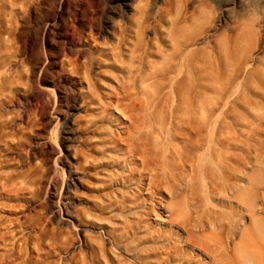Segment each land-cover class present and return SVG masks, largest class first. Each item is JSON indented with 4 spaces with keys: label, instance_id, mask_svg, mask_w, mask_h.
<instances>
[{
    "label": "rangeland",
    "instance_id": "374dc122",
    "mask_svg": "<svg viewBox=\"0 0 264 264\" xmlns=\"http://www.w3.org/2000/svg\"><path fill=\"white\" fill-rule=\"evenodd\" d=\"M97 2L82 0L80 21L74 27L66 25L59 29L62 36L60 48H56L60 50L58 57L64 59L63 73L66 77L77 82L80 92L76 93V97L82 105L78 112L73 111L68 115L69 125L74 129L80 123L88 127L76 132V139L68 143L67 148L62 144L63 118L54 111L58 105V92L42 83L40 69L35 76L32 74V62L29 60L32 51L40 49L46 55L55 50L50 44L53 37L45 36L39 29V26L44 27L49 13L42 9L33 15L27 32L24 31V35L18 39L13 36L11 45L5 46L2 40L7 35L2 32L3 19H6L4 13L8 6L0 7V116L3 114L5 120H0V155L6 150L5 143L30 145L37 147L36 152L40 153V150L43 155H50L49 180L45 181L42 198L50 209H54L53 226L63 232V243L64 239H69V243L64 247L61 236L57 238L59 241L55 239L58 243L54 246L61 243L58 246L60 255L57 259L48 260L57 261V264H80L69 255L74 251L75 255L82 253V258L89 261L90 252L85 238L92 236L107 242L106 250L109 253L121 255L127 261L130 255L137 253L157 261L156 255L161 257L167 246H170L171 252L163 264H206L209 258L199 245L205 241L201 236L209 231L211 235H222L229 245L233 242L238 246L248 243L250 250L255 249L264 257V238L253 227L237 195L242 188L244 190L247 187L252 170L256 168L252 160L256 155L260 156L259 153L263 155V148L260 150V146H256L259 143L248 141L246 123L237 125L231 119L234 118L231 102L238 91H247L246 83L243 82L247 81L246 71L241 72L245 74L243 77L240 73L233 75L230 58L235 61L240 54L226 43L228 38L234 37L235 18L245 11H249L248 18H255V26H258L255 27L256 33L259 30L257 35L264 38V0H134L132 7L120 14L123 17L120 22L123 29L119 40L108 38L109 44L122 42L121 53L126 63L123 79L106 70L92 74L91 78L83 75V65L87 62L84 50L90 45L95 33L92 16L100 11ZM62 4L63 0H58L56 9H60ZM104 4L108 9L115 5L114 0H104ZM74 5L75 2L70 0L69 14ZM216 17H220L217 24L214 23ZM182 21L192 31L200 30L202 35L210 30L195 49L208 54L209 64L205 68L213 61L219 73L215 92H220V99L209 95L205 103L190 115H186L184 107L175 101L173 84L180 76L176 79L168 77L170 59L173 57L171 36L174 26ZM36 27L39 36L35 38L33 34ZM246 46L249 47L248 41ZM257 53L258 57H264V50ZM7 61L13 63L10 72L7 71ZM151 65L158 79L157 83L155 81L157 118L152 155L144 144L139 151L132 146L128 150L129 145L100 149L103 138L98 140L102 135L123 137L131 122H135L143 111L144 97L141 93H145ZM181 71L180 66L178 72ZM236 77L241 78L240 82ZM243 83L245 88L239 89ZM48 97L52 102L49 107L52 121L46 140L52 143L53 149H44L41 144L44 138H37L36 135L42 121L39 103ZM97 131H102V135ZM139 131L144 132L145 129L140 128ZM10 139H16V142L12 143ZM90 140L92 144L88 143ZM87 143L91 148L99 146L97 149L96 146L93 149L89 147V159L91 157L90 160H94L93 163L89 161L90 164L82 156H75L77 149L87 152ZM67 154L70 155L68 158L65 156ZM23 155L28 164L20 172L39 169L41 159L32 157L29 149ZM9 171L3 169L0 173L6 175ZM74 176L79 181H74L75 188L70 185L67 191L65 186ZM123 196L130 202H124ZM65 211L77 217V220L68 221V217L63 215ZM84 212L91 215L88 217L90 220L78 216ZM0 215L12 217L4 212H0ZM125 221L128 222L126 225ZM108 223H113L115 227L119 224L121 227H134L130 233L132 244L130 247L128 245L129 250L126 251L129 256L123 253L124 245H114L109 241ZM178 223L183 224L184 229ZM214 228L219 229L212 231ZM247 228L256 238L252 237V244L248 235L243 239ZM191 232L195 237L191 236Z\"/></svg>",
    "mask_w": 264,
    "mask_h": 264
},
{
    "label": "bare ground",
    "instance_id": "6f19581e",
    "mask_svg": "<svg viewBox=\"0 0 264 264\" xmlns=\"http://www.w3.org/2000/svg\"><path fill=\"white\" fill-rule=\"evenodd\" d=\"M57 1L58 0H0V7L1 5L4 7L8 6L7 11L4 13L5 15L3 14L6 16V19H3L4 25L2 32V34L7 35V37L2 41L5 46L8 44L11 45L10 43L12 42L13 36L14 38L16 37L15 39H18V37L22 36L24 31L27 32L26 29L29 28L30 20L33 15L38 14L42 9L49 13L44 27L39 26V29L43 31L45 36L53 37L50 44L55 50L53 52L49 51L46 55H43L40 49L39 51H32L29 54V60L32 62L30 63L32 66V74L35 76L36 71L40 69L42 73V76H40L42 83L46 86L53 87L54 89L52 90L58 92V105L54 111L58 117L63 118L64 124H62L64 125V131H62V144L67 148L68 143L71 141L74 142L73 139H76L74 137L75 133L83 131L88 127L86 124L80 123L77 125L76 129H74L69 125L70 121L68 120V115L73 111L78 112L79 108L82 106L80 101H78V97H76V93L78 91L80 92V90L78 89L77 82L70 81L63 73L65 66L64 59H59L58 53L60 50L58 51L56 48H58L61 43L60 37L62 35L59 29L66 25L74 27L76 26L75 24L80 21L82 0H72L75 2V5L71 14L68 12L70 0H63L61 8L58 10L55 6ZM97 1L100 11L92 16L95 33L91 38L92 41L90 45L84 50V58L87 62L85 66L83 65V75L84 77H90L92 74L98 73V71L101 73L106 70L107 73L110 72V74H112L113 72L117 78L123 79L126 63L121 53L122 42H113L109 44L108 38L114 37L115 41L119 40L123 29V25L120 24L123 17L120 14H122L125 9L132 7L134 0H114L115 5L110 9L106 7L107 5L104 4V0ZM248 14L249 11H245L239 17L235 18L236 22L234 23H236V26L234 27V37L228 38L226 41V43L231 44L240 54L235 61L229 57L231 61L230 66L234 70L233 75L240 73V75H242L241 77H243L245 74L243 75L241 72L246 71L245 80L247 81H243L246 83V88L244 83L242 86L239 85V89L244 86L247 91L245 92L244 89H241L243 91H240V93L238 91L235 100L231 102V107H233L232 112L234 114V118L232 117L231 119H233L234 124L237 125L246 123L247 132L249 133L248 141H252L254 144L259 143V145L256 146H260L258 147L260 150L261 147L263 148V151L261 150L263 155L259 153L260 150H258L257 153H259L260 156L256 155L252 160L256 168L252 170V175L248 180L247 187L244 188V190L242 188L237 195L241 202V207L249 217L253 227L259 233L260 237L264 238V57H258L257 53L260 50H264V38L261 39L260 37L262 36L257 35L259 30L257 28L258 31L256 33L255 27L258 26H255V24H257L254 21L255 18H248ZM1 15L2 14H0V16ZM116 17H118V20H115ZM214 20V23L217 24L220 22V17H216ZM253 21L254 24H252ZM37 28L38 27H36L35 31L33 30V37L35 38L39 36V29ZM189 29L185 21L174 26V31L171 36L173 57L170 59L168 71V77L171 79L180 76L174 82L173 86L175 88H173V90L176 95V103L184 107L183 110L186 115H190L203 105L209 95H212L213 98L218 97L220 99L218 95L220 92H215L216 86L219 83L218 66L211 61V65L205 68L209 64V61H207L208 54L204 51L199 53L195 49L198 43L205 40L210 30L204 32L202 35L200 30L192 31L190 29L189 31ZM54 37L58 39L54 40ZM100 41H102V43H100ZM247 41L249 47L246 46ZM243 44L245 46H243ZM243 47L246 48L244 49ZM33 57L35 61L34 59L31 60ZM180 66L182 67V71L178 72ZM153 67V65L149 67L148 83L146 84L145 93H141L142 97H144L143 111L138 114L135 122H131L130 127L125 130V135L123 137L114 136L110 138L109 134L102 135V131H97L102 135V137H100L101 139L99 138L100 140L98 141H101L103 138L99 145L100 149L101 147L105 149L107 146L118 148L120 145L125 147L129 145L128 150H130V146H132L135 150L139 151L142 147L141 145L144 144L145 147L148 148L150 155H152L155 144V126L157 118L155 88L158 80L156 79ZM12 68V61H7V71H12ZM85 79L86 78H84V80ZM238 79L237 81L240 82L241 78ZM49 97L46 100H44L45 98L42 99L39 103L41 104L42 121L39 132L37 134L35 133L37 138H44V141H41L44 149L49 147L53 149L52 143L50 144V142L46 140L49 126L52 121H50L49 117V107L52 104ZM81 99L86 100L85 97H81ZM2 116L3 114L0 116V120L3 119ZM5 126H8V122L5 123ZM100 127L98 128L100 129ZM140 128H144L145 131H139ZM105 139L107 142H104ZM13 141L16 142V139ZM88 143H91V140ZM88 143L85 146L87 152L85 153L77 149L75 150V156H82L84 161L90 164L89 161H91V157L89 159L88 152L95 148L96 145L91 148V145ZM38 144L39 143H37V145ZM99 146H96V149ZM4 147H6V150L2 156L0 155V170L9 169L10 171L9 173L7 172L8 174L6 175L0 173V200L5 201L4 203L0 202V212L7 213L12 217L6 218L0 215V264H57L56 260V262H54L48 259H57V256L60 255L58 246H61V243L60 245L58 244V246H54V244L56 245L58 243L59 239L57 238L60 237L63 232L53 226L52 214L54 213V209H50L47 201L42 198L45 181L49 180L50 155L47 153V155H43L40 150H38L40 152L38 153L36 152L37 147H30V145H13L5 143ZM27 149H29L32 157L41 159V165L39 169L35 168L34 171L31 170L28 173L25 171L20 172V169L28 164L27 158L23 155V152L27 151ZM255 150H257V148ZM65 156L68 158L70 155L67 154ZM91 162L93 163L94 160ZM29 166L31 165L29 164ZM74 181L78 182L79 178L75 176L70 178V181L65 186L67 191L70 185L75 184ZM108 199L110 200V198ZM122 199L124 202H130L127 197L124 198L123 196ZM87 212L78 216L82 219H84V217L88 218L91 215ZM63 215L68 217L66 219L70 222H72V220H77V217L75 218L69 212L65 211ZM127 221H125L124 225L128 223ZM179 224L180 223H178V226L184 229L183 224ZM109 225L110 223L107 224V226ZM115 226L112 223L109 227V241L114 245H124L123 253L126 255V251L128 252L129 250L128 245L130 247L132 244L133 237L130 236V233L134 227H121L120 224L119 226L117 225V227L120 228ZM218 229L219 228H214L212 231H218ZM188 234L190 235V233ZM246 235L249 236V241L252 244V237L254 236L251 235L248 228L244 231L243 239H245ZM191 236L195 237L193 232H191ZM201 237H204L205 241L199 246L202 248L206 257L209 258L206 264H264V257L257 250H250L251 248L248 243L242 246L239 245L241 247V249H239L240 247L238 244L236 245L233 242L229 245L222 235H211V231L203 234ZM61 238L62 240H60L63 243L64 237L61 236ZM55 239L58 240L57 243ZM254 239L256 238L254 237ZM68 243L69 239H64V247H66ZM85 243L87 244L86 246L89 247V261L88 259L82 258V253L78 256L75 255L74 251L69 253L72 260L78 261L80 264H163V260L167 259V256L171 252L170 246H167V249L161 254V257L156 255V260L159 262L149 260L140 256L138 253L130 256L127 254L130 257L127 261L124 260L121 255H116L112 252L109 253V251L106 250V245L108 243L96 237L89 236L85 238ZM239 250H241V252Z\"/></svg>",
    "mask_w": 264,
    "mask_h": 264
}]
</instances>
